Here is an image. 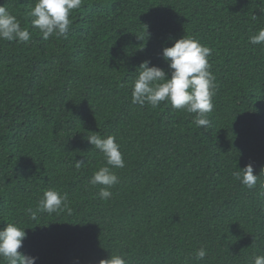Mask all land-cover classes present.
Listing matches in <instances>:
<instances>
[{
    "label": "trees",
    "instance_id": "16d2710c",
    "mask_svg": "<svg viewBox=\"0 0 264 264\" xmlns=\"http://www.w3.org/2000/svg\"><path fill=\"white\" fill-rule=\"evenodd\" d=\"M35 3L0 0L31 37L0 40V229L24 228L18 251L35 264H95L114 251L128 264L264 255L259 181L248 189L232 175L249 163L264 170V45L249 42L264 28V0H83L67 38L47 40L31 26ZM184 35L212 49L208 128L170 102L132 103L139 65L170 77L162 49ZM93 132L114 135L125 161L108 200L89 184L106 163ZM49 188L67 193L71 214L30 218Z\"/></svg>",
    "mask_w": 264,
    "mask_h": 264
},
{
    "label": "clouds",
    "instance_id": "9594fccd",
    "mask_svg": "<svg viewBox=\"0 0 264 264\" xmlns=\"http://www.w3.org/2000/svg\"><path fill=\"white\" fill-rule=\"evenodd\" d=\"M82 2L83 0H36L34 7L28 12L31 26L38 29L45 40L53 34L57 38H67L72 23L70 14L79 9ZM30 38L29 30L21 27L20 20L0 5V40L26 43ZM249 42L252 45H264V28L251 35ZM161 55L171 70L170 77L161 67L149 66L148 60L143 61L137 68L138 75L132 81V103L140 106L149 104L156 108L161 102H170L173 109L195 113L192 122L196 127L208 128L211 123L208 114L214 109L213 97L217 88L216 77L210 70L208 60L212 49L201 44L197 38L184 35L175 40L172 46L164 47ZM93 133L86 139L103 154L106 163L93 172L89 184L100 185L99 198L108 200L112 197L110 189L119 182L114 169L124 168L125 161L114 135L105 138ZM84 165L83 160H74L75 168L80 169ZM262 174L264 170L258 175L254 174L251 163L243 168L236 166L232 172L233 177L248 189H255L259 181L258 196L264 200V180L260 179ZM260 210L264 212V208ZM65 211L69 215L72 211L68 206V195L55 188L44 191L35 209H27L32 219H36L37 213L41 212L51 214ZM25 238L24 228L16 223H7L6 227L0 229V264H35L36 257L18 251ZM206 255L207 250L202 245L195 252V260H204ZM95 264H128V260L124 254L114 251L110 252L108 258L100 259ZM250 264H264V255L254 256Z\"/></svg>",
    "mask_w": 264,
    "mask_h": 264
}]
</instances>
